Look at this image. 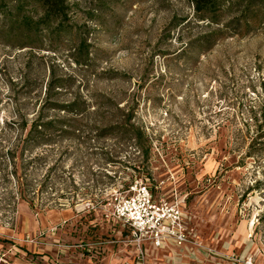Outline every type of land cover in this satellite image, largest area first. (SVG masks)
I'll list each match as a JSON object with an SVG mask.
<instances>
[{
  "label": "rangeland",
  "instance_id": "rangeland-1",
  "mask_svg": "<svg viewBox=\"0 0 264 264\" xmlns=\"http://www.w3.org/2000/svg\"><path fill=\"white\" fill-rule=\"evenodd\" d=\"M69 3L65 36L0 43V244L19 264H264L262 15L201 53L184 45L204 31L191 0ZM172 19L187 24L168 34ZM51 79L62 88L48 98ZM48 120L49 143H27ZM139 179L180 203L191 244L140 254L106 221V202Z\"/></svg>",
  "mask_w": 264,
  "mask_h": 264
},
{
  "label": "trees",
  "instance_id": "trees-1",
  "mask_svg": "<svg viewBox=\"0 0 264 264\" xmlns=\"http://www.w3.org/2000/svg\"><path fill=\"white\" fill-rule=\"evenodd\" d=\"M191 8L195 22L204 25V31L184 44L188 49L197 52H207L219 40L228 35L246 34L254 28L250 17L262 15L257 24L264 31V0H191ZM187 20L172 19L167 27L168 34L177 28H183ZM71 5L69 0H0V43L19 49H41L46 39L65 36L70 30ZM85 51L88 55L86 40L79 39L77 51ZM62 85L51 79L47 84V94ZM74 103L60 107L64 113H72ZM57 108L50 104V109ZM59 108H57L58 110ZM131 118L123 121L121 126H127L133 133V139L140 145L143 133L130 124ZM55 120L46 123L34 122L30 127L26 142H32L33 147L47 145ZM118 128L117 124H109L102 128V133H109ZM61 128V133H66ZM140 148L143 147L140 145Z\"/></svg>",
  "mask_w": 264,
  "mask_h": 264
},
{
  "label": "built area",
  "instance_id": "built-area-1",
  "mask_svg": "<svg viewBox=\"0 0 264 264\" xmlns=\"http://www.w3.org/2000/svg\"><path fill=\"white\" fill-rule=\"evenodd\" d=\"M149 182V179L134 180L124 190L115 192L103 206L106 221L121 226L140 254L146 244L154 248L168 244L184 248L191 244L180 203L157 199Z\"/></svg>",
  "mask_w": 264,
  "mask_h": 264
},
{
  "label": "crops",
  "instance_id": "crops-1",
  "mask_svg": "<svg viewBox=\"0 0 264 264\" xmlns=\"http://www.w3.org/2000/svg\"><path fill=\"white\" fill-rule=\"evenodd\" d=\"M40 251V247L35 246L34 251ZM21 251L17 249L15 246L13 247H4L2 244H0V264H19L22 259L20 256Z\"/></svg>",
  "mask_w": 264,
  "mask_h": 264
}]
</instances>
